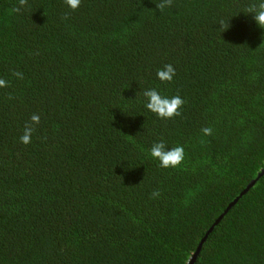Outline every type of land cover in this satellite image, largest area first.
<instances>
[{
    "label": "trees",
    "instance_id": "trees-1",
    "mask_svg": "<svg viewBox=\"0 0 264 264\" xmlns=\"http://www.w3.org/2000/svg\"><path fill=\"white\" fill-rule=\"evenodd\" d=\"M161 2L0 0V264H189L213 226L194 264H264L255 0ZM141 87L184 105L161 119ZM160 139L180 167L150 157Z\"/></svg>",
    "mask_w": 264,
    "mask_h": 264
},
{
    "label": "clouds",
    "instance_id": "clouds-1",
    "mask_svg": "<svg viewBox=\"0 0 264 264\" xmlns=\"http://www.w3.org/2000/svg\"><path fill=\"white\" fill-rule=\"evenodd\" d=\"M65 3L72 10L79 8L81 0H65ZM171 5V0H162L158 7L163 10ZM245 14H251L255 23L264 29V0H255L243 11ZM229 19L220 18L217 22L218 28L223 30L228 28ZM17 77L22 78V73H14ZM176 76V69L172 64H165L156 72V77L161 82H171ZM8 81L0 78V87H6ZM141 98L143 108L148 112L155 114L161 119H169L179 114L180 109L184 105V99L180 95H168L158 87H141L137 93ZM34 123H39L40 117L38 115L32 116ZM205 135L211 134V128L202 129ZM33 129L26 127L20 140L24 144H28L31 140ZM149 155L153 160L159 162L161 168H177L180 167L185 160V148L183 145L177 144L170 146L165 140L160 139L154 141L149 150Z\"/></svg>",
    "mask_w": 264,
    "mask_h": 264
},
{
    "label": "water",
    "instance_id": "water-1",
    "mask_svg": "<svg viewBox=\"0 0 264 264\" xmlns=\"http://www.w3.org/2000/svg\"><path fill=\"white\" fill-rule=\"evenodd\" d=\"M263 174H264V170H263V172L260 174V176H262ZM255 183H256V182L254 181V182L251 184V186L254 185ZM251 186H250V187H251ZM233 205H234V204H232V205L230 206V208H231ZM226 213H227V212H226ZM226 213H225V214H226ZM221 219H222V218H221ZM221 219H219L218 222H217L215 225H217V224L220 222ZM214 227H215V226H213V227L210 229V231L208 232L207 236L205 237V239L203 240V242L200 244V246H199L197 252H196L195 255L193 256V258L190 260L189 264H194V263H195V261H196L198 255H199V253H200L201 245L206 241L207 237H208L209 234L213 231Z\"/></svg>",
    "mask_w": 264,
    "mask_h": 264
}]
</instances>
